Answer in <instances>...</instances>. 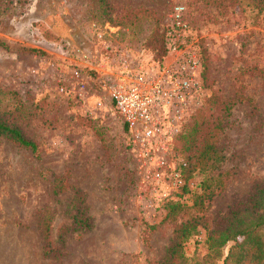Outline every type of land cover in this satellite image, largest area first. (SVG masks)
Returning a JSON list of instances; mask_svg holds the SVG:
<instances>
[{
    "label": "rangeland",
    "instance_id": "374dc122",
    "mask_svg": "<svg viewBox=\"0 0 264 264\" xmlns=\"http://www.w3.org/2000/svg\"><path fill=\"white\" fill-rule=\"evenodd\" d=\"M153 31L164 38L161 62L145 44ZM176 59L196 61L198 90L172 141L174 160L188 164L186 144L204 119L214 120L218 157L188 178L191 193L209 184L210 197L192 205L194 194H186L188 207L170 221L177 199L143 180L107 93L125 73ZM0 111L38 154L0 138V264H153L176 223L201 217L211 226L264 181V7L252 0H0ZM58 178L68 187L54 195ZM73 189L83 196L86 231L68 229ZM206 239L195 227L180 264H199L209 253Z\"/></svg>",
    "mask_w": 264,
    "mask_h": 264
},
{
    "label": "trees",
    "instance_id": "16d2710c",
    "mask_svg": "<svg viewBox=\"0 0 264 264\" xmlns=\"http://www.w3.org/2000/svg\"><path fill=\"white\" fill-rule=\"evenodd\" d=\"M257 5L264 7V0H252ZM146 47L151 51L152 60L161 62L166 55V46L162 33L153 31L145 41ZM27 52H36L30 49ZM0 111V138L7 140L15 146L26 148L37 158V145L28 139L22 131L15 125L7 122ZM204 119L201 125H206L202 131L199 128L192 130L190 140L186 144L189 151L187 156L188 164L184 170L185 178L188 179L192 171L195 170L205 160L211 157L217 158L218 154L214 144L210 142L213 137V121L210 123ZM211 125V126H209ZM199 133H201L199 135ZM61 178L54 181L53 193L58 194L65 189ZM209 184L204 185L200 193H191L185 190L186 194H194L192 205H201L204 198H209L210 192L206 189ZM207 198V199H208ZM68 209L73 210L70 215L68 229L71 231H86L90 224L88 217L83 212V196L76 189L72 191ZM188 206L185 202H173L169 207L166 218L170 221L183 212ZM200 226L206 230L207 245L209 253L206 254L199 264H213L212 259L221 257L220 249L227 243L226 254L221 260V264H264V181L256 183L244 199H234L226 211L219 215L211 226H208L201 217H190L184 221L176 223L171 231V237L165 248L163 256L153 264H180L183 255V244L189 238L191 231ZM42 240L44 243V255L49 256L53 252V241L50 238L49 225L42 223ZM58 244V240L56 242ZM211 254V256H209Z\"/></svg>",
    "mask_w": 264,
    "mask_h": 264
},
{
    "label": "built area",
    "instance_id": "2783aa9c",
    "mask_svg": "<svg viewBox=\"0 0 264 264\" xmlns=\"http://www.w3.org/2000/svg\"><path fill=\"white\" fill-rule=\"evenodd\" d=\"M180 11L175 8L176 17ZM180 61L176 59L155 71L121 75L109 88L107 98L123 126L143 180L158 188L162 198L185 202L184 191L191 190L192 183L185 178V162L174 160L172 141L195 103L198 74L196 61ZM71 75L78 77L76 71ZM95 107H101V102L97 101Z\"/></svg>",
    "mask_w": 264,
    "mask_h": 264
}]
</instances>
